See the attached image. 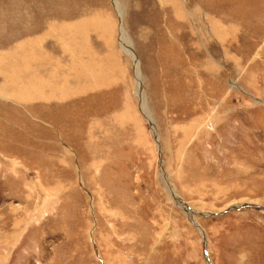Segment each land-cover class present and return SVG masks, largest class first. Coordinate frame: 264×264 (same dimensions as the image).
I'll return each instance as SVG.
<instances>
[{
	"label": "rangeland",
	"instance_id": "obj_1",
	"mask_svg": "<svg viewBox=\"0 0 264 264\" xmlns=\"http://www.w3.org/2000/svg\"><path fill=\"white\" fill-rule=\"evenodd\" d=\"M0 264H264V0H0Z\"/></svg>",
	"mask_w": 264,
	"mask_h": 264
},
{
	"label": "bare ground",
	"instance_id": "obj_2",
	"mask_svg": "<svg viewBox=\"0 0 264 264\" xmlns=\"http://www.w3.org/2000/svg\"><path fill=\"white\" fill-rule=\"evenodd\" d=\"M113 1H116V0H113ZM118 12L120 13V17H122L121 16L122 15V10H118ZM120 25L122 27V23L121 22H120ZM121 33H122L121 40H122L123 49L125 50V52H127L129 55H131V57H133V60L135 61L136 76H137V83H138L137 84V86H138V88H137V94L141 98V104H142L143 110L145 111L146 114H148L149 113L148 112L149 110L146 107L147 104L145 102V98H144L143 92L141 91V74H140V63H139V60L137 59V56L133 52V48H132V45L130 44V41L127 40L126 33H125L124 29L121 30ZM147 118H148V116H147ZM168 188H169L170 191H172V193H175L173 191L171 185H168ZM181 200L182 199H180V201ZM187 208L188 207H185V206H184V208L182 207V209H184L188 215H191L192 216V221L195 220V222H196V215H194V212L192 210H190L189 208H188L189 210L187 211ZM199 229L202 231V234L205 236L203 228L200 226ZM205 239H206V236H205ZM206 246H207V240H206ZM206 252H207V247H206ZM206 257H207V259H209L208 253H207ZM209 261H210V259H209Z\"/></svg>",
	"mask_w": 264,
	"mask_h": 264
},
{
	"label": "water",
	"instance_id": "obj_3",
	"mask_svg": "<svg viewBox=\"0 0 264 264\" xmlns=\"http://www.w3.org/2000/svg\"><path fill=\"white\" fill-rule=\"evenodd\" d=\"M182 201V203H183V205L184 206H186L187 204L183 201V200H181ZM245 206H250V204H246ZM244 206V207H245ZM251 206H253V204H251ZM242 207V206H241ZM241 207H239V206H235V205H231L230 207H228L225 211H229V210H231V209H235V208H241ZM189 209L187 208V211H188ZM225 211H222V212H216V213H212V212H204V213H200V212H197V211H195L194 212V215L195 214H198V215H204V216H212V215H218V214H221V213H224ZM193 223H194V225H196L198 228H200V225L198 224V223H196L195 222V220L194 221H192ZM205 237V236H204ZM205 254L207 255V252H206V247H205Z\"/></svg>",
	"mask_w": 264,
	"mask_h": 264
}]
</instances>
